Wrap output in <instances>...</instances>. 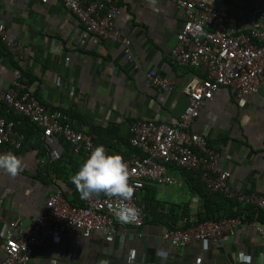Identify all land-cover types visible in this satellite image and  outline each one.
<instances>
[{
    "label": "crops",
    "instance_id": "0c3cea01",
    "mask_svg": "<svg viewBox=\"0 0 264 264\" xmlns=\"http://www.w3.org/2000/svg\"><path fill=\"white\" fill-rule=\"evenodd\" d=\"M201 1L228 19L232 33L247 29L246 18L256 4V0ZM0 22L10 39L29 51V61L22 66L13 52L0 46V93L8 88L12 70L21 65V72L30 75L32 93L48 110L70 111L78 130L113 124L115 133L106 138L108 145H101L116 155L124 152L120 142L129 138L132 120L176 123L187 105L183 87L204 76L170 62L183 25L170 0H121L115 27L130 41L133 64L125 60L119 44L86 34L57 0H0ZM149 71L170 80L171 92L149 86L143 79ZM22 80L27 82L23 76ZM193 131L204 134L209 147L220 153V167L230 170L232 188L264 197V80L256 94L241 101L230 89L220 88L201 109ZM9 153L20 160L21 170L12 177L0 169V261L10 222L30 226L55 191L72 205L82 204L75 185L56 176L52 165L58 160L49 162L42 150L29 146L19 152L0 146V156ZM84 161L75 158L65 170L73 176ZM170 173L182 185L146 183L140 193L147 207L140 231L116 225L111 243L98 234L85 238L69 232L50 250L38 249L30 264H245L244 257L247 264H264V240L251 225L239 227L233 237H223L219 243L193 242L175 248L164 240L167 229L180 227L188 216L197 220L204 211L203 197L197 193L202 190L178 171ZM217 204L222 216L242 208Z\"/></svg>",
    "mask_w": 264,
    "mask_h": 264
},
{
    "label": "built area",
    "instance_id": "2783aa9c",
    "mask_svg": "<svg viewBox=\"0 0 264 264\" xmlns=\"http://www.w3.org/2000/svg\"><path fill=\"white\" fill-rule=\"evenodd\" d=\"M57 1L86 34L119 44L125 60L133 64L130 41L122 37L115 27L121 0ZM170 1L183 17L176 45L170 52V62L182 68L199 70L204 76L192 78L183 87L187 105L173 125L140 119L130 122L128 144L140 152L136 156L122 157L128 168V184L133 189L131 199L121 201L119 197L101 192L89 199H81V205H72L61 191H55L44 200L41 212L30 226L24 228L18 221L8 224L3 234L0 264H30L38 249L50 250L60 244L69 232L85 238L98 234L105 242L111 243L116 235V225L140 231L146 219L145 207L139 204L145 184L182 185V181L170 173V168L191 174L210 194L219 193L264 213V197L232 188L230 170L220 167V153L209 147L204 134L193 131L201 109L220 88L230 89L240 101L258 92L264 80V0H256L246 18L247 29L240 33L230 32L228 19L201 0ZM0 44L13 52L22 66L28 63V48L11 40L1 22ZM20 73L19 68L12 70L8 88L0 93V110L5 108L6 113L24 117L39 130L41 147L49 162L61 158V140L69 145L73 155H82L86 160L99 146L94 142L95 136L89 131L78 130L75 119L62 111L48 110L31 92ZM143 77L149 86L159 91L168 93L173 89L170 80L155 72H144ZM24 139L25 135L15 129L13 121L0 117V146L17 152L21 150ZM102 146L106 154L116 155ZM121 203L137 209L130 222H121L115 214ZM181 223L180 227L167 229L162 235L175 248H183L193 242L219 243L223 237H233L243 225H251L264 240V224L254 220L248 222L243 216L204 222L188 216ZM137 237L140 238L141 234ZM238 260L242 261L243 257L238 256Z\"/></svg>",
    "mask_w": 264,
    "mask_h": 264
},
{
    "label": "trees",
    "instance_id": "16d2710c",
    "mask_svg": "<svg viewBox=\"0 0 264 264\" xmlns=\"http://www.w3.org/2000/svg\"><path fill=\"white\" fill-rule=\"evenodd\" d=\"M0 46H2L0 44ZM2 49L4 50L5 48L2 46ZM16 66V65H14ZM16 68H19L21 70L20 67H18V65L16 66ZM20 74H22V76L24 77V79L27 81L25 82L28 87L31 84V79H30V75L26 74V72L22 71ZM30 89V88H29ZM31 90V89H30ZM32 92V91H31ZM35 95V94H34ZM38 99V98H37ZM56 110V109H54ZM62 111L63 113L69 115L70 117H74L73 114L70 111H65V110H61V109H57ZM0 117H4L6 120H11L15 123V129L20 132L23 133L25 135V142L21 148V150L24 149V147H30V149L33 150H42L41 147V140H40V132L38 129L35 128L34 125L30 124L29 121L27 119H25L24 117L14 114L12 112L6 113L5 108H2L0 110ZM114 125L111 124L109 125L107 128L105 129H95V128H91L88 131L91 132L94 136H95V140L94 142L97 145H101V143L106 144V138L108 136H110L111 134H114ZM116 136V135H115ZM128 137L127 139H123L121 140L122 142H120L123 145V150L124 152L122 153V156H126V157H130V156H136L137 154H140V152L138 150H136L135 148L131 147L130 144H128ZM108 141V140H107ZM62 146H63V157L60 158L56 164H53V169L55 170L56 176L65 181L70 183L71 182V177L72 175H70L69 170H65L66 167V163L68 162H73L75 161V158H79L80 160H84L82 155H73L70 151L69 145L66 142H63L61 140ZM109 149V148H108ZM19 150V151H21ZM17 151V152H19ZM43 151V150H42ZM110 151V149H109ZM16 152V151H15ZM178 171L185 179L189 180L191 183L193 182L194 184L197 185L198 188H200L202 191H198L197 193L199 194L200 197H203L204 200V211H202L203 213H201L199 215V218L197 219V222H204V221H217L221 218L224 217H233V216H243L244 219L248 222H252L253 220L256 222H259L261 224H264V213L253 208V207H249L247 205H241L239 203H236L232 200H229L227 198H225L223 195L219 194V193H208L207 190L205 189V187L198 182V180L193 179V177L191 176V174L180 170L178 168H170V171ZM72 183V182H71ZM70 183V185H71ZM222 202V205H224L225 203H234L235 205L241 206L242 208H239L237 211L233 212L232 214L229 215H220L221 214V206H219V204H217V202ZM70 203V202H69ZM72 204V203H70ZM139 204L143 205L145 207V211L147 213V207L146 205L143 204V202L139 199ZM216 205V206H214ZM217 214H219V216H217Z\"/></svg>",
    "mask_w": 264,
    "mask_h": 264
},
{
    "label": "clouds",
    "instance_id": "9594fccd",
    "mask_svg": "<svg viewBox=\"0 0 264 264\" xmlns=\"http://www.w3.org/2000/svg\"><path fill=\"white\" fill-rule=\"evenodd\" d=\"M55 50V49H54ZM0 169L15 177L20 168V160L11 153L0 156ZM83 200L101 192L128 201L133 189L128 184V168L120 155H108L102 145L95 147L79 170L71 177ZM137 209L121 203L115 214L121 222H130ZM247 257H244L247 264Z\"/></svg>",
    "mask_w": 264,
    "mask_h": 264
},
{
    "label": "rangeland",
    "instance_id": "374dc122",
    "mask_svg": "<svg viewBox=\"0 0 264 264\" xmlns=\"http://www.w3.org/2000/svg\"><path fill=\"white\" fill-rule=\"evenodd\" d=\"M156 189H158V191L160 190V189H162L161 187H156Z\"/></svg>",
    "mask_w": 264,
    "mask_h": 264
}]
</instances>
